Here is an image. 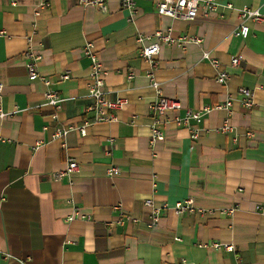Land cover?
Listing matches in <instances>:
<instances>
[{
    "label": "crops",
    "instance_id": "crops-1",
    "mask_svg": "<svg viewBox=\"0 0 264 264\" xmlns=\"http://www.w3.org/2000/svg\"><path fill=\"white\" fill-rule=\"evenodd\" d=\"M217 1L208 17L184 20L158 14L154 0H137L129 20L120 0H107L106 12L78 0H48L38 10V0H0V264H264V22L248 20L247 38L232 34L237 8L264 14V0ZM168 27L201 41L160 44L152 67L138 55L135 38ZM87 41L106 71L107 96L126 102L116 120L55 137L56 127L79 126L89 116ZM29 46L40 54L37 70L47 84L27 76ZM203 51L227 72L224 84ZM235 55L240 62L231 66ZM151 72L162 95L181 104L169 117L207 108L199 122L162 123L163 138L152 146ZM241 86L253 91L250 108L239 102ZM47 89L63 99L56 110L45 103ZM227 99V109L216 108ZM224 120L236 140L219 130ZM67 158L79 172L58 176ZM111 166L118 168L114 175L107 173ZM187 197L203 212L164 209L157 225L146 226L145 199L160 206ZM227 208L233 212L219 213ZM121 214L138 221L116 223Z\"/></svg>",
    "mask_w": 264,
    "mask_h": 264
},
{
    "label": "built area",
    "instance_id": "built-area-1",
    "mask_svg": "<svg viewBox=\"0 0 264 264\" xmlns=\"http://www.w3.org/2000/svg\"><path fill=\"white\" fill-rule=\"evenodd\" d=\"M136 1L137 0H120V6L122 9L129 11V20H131L135 15L136 10ZM156 12L160 15H166L175 19H184L190 20L194 19L198 13L202 17L206 18L210 14L216 12L219 2L217 0H154ZM49 4L48 0H38L37 10L43 7H46ZM78 4L81 6H92L99 12L107 11V0H78ZM226 8L231 9L233 6L230 3L225 4ZM237 13L239 17V24L233 29L232 34L237 37L247 38L250 32V27L246 23L248 20L256 23L264 22V14H261L258 9L250 8L248 6H242L237 8ZM2 31L0 30V34ZM153 36L156 38V41L151 42L147 45L142 44L144 38H149ZM30 41V37L28 38ZM138 46V55L150 62L151 66L155 65V57L159 53L160 44L164 45H175L176 47L183 48L187 42L199 43L201 39L196 36L191 35H181L175 34L172 27H168L165 30H155L152 35H143L138 34L135 38ZM83 53L89 58V71L87 79V90L88 96L91 98V103L87 105L84 109L86 118L83 119V123L79 126L68 125L56 127L54 129V136L61 137L66 134L70 129H76L80 132L81 135L85 134V127L93 122H110L117 119V112H119L126 99L123 97H115L113 99L109 98L105 91V82L104 77L106 71L102 68L101 61L94 50L92 42H85L83 46ZM203 59L208 60L212 66L216 68L215 79L217 82L224 84L228 78V74L225 70L220 69V64L218 60L212 58L207 51H203ZM240 55L231 56L230 65L236 66L240 62ZM25 65L27 68V76L29 80H43L46 84L48 83L47 78L40 76L37 70L38 62L40 60V54L35 52L30 46L24 52ZM69 73L65 71L60 74L61 79L68 78ZM133 78V73L128 72L125 76L126 81H130ZM150 85L155 91V99L150 104V109L153 113L152 122L150 125V139L149 142L151 146L155 143L156 140L163 138V133L161 130V124L165 121L173 120L177 125H189L190 120L199 122L204 112L207 111V108L203 110H193L186 108L183 116L181 117H169L168 112L177 110L181 108V104L176 99L167 98L162 95L159 82L154 78V75L151 73L148 74ZM3 85L0 83V93L2 91ZM239 102L245 108H250L253 105V91L246 87L238 88ZM45 103L52 106L55 110L60 107L62 102V97L55 89H47L43 93ZM231 105V99H227L224 103L217 104L216 108H228ZM4 116V112L0 106V117ZM191 136L195 138L197 136L196 130L190 127ZM222 132L231 133L232 138L236 140V133H234V127L228 123L227 120H224L223 126L219 128ZM252 133L250 131L246 132L247 136H250ZM38 143V142H37ZM79 172V164L73 158H67L64 169L58 172V176H69ZM118 172L116 166H111L107 173L109 175H114ZM144 205L148 209V221L146 226L153 227L158 224L161 213L164 209H170L174 214L181 215L184 213H194L196 211L203 212L202 209L197 208L194 205L192 198L187 197L182 200L174 202L172 205L162 204L160 206L156 205L151 198L144 200ZM114 209H118V205L113 206ZM233 208L220 209L219 213L221 214H231ZM75 215L79 216V212L75 210ZM73 218L72 215L68 216L66 219L70 221ZM125 221L137 222L138 218L130 215H123L119 217L116 223H123ZM213 247H222L227 251H232L233 246L231 244H223L219 242H213L211 244ZM9 254H6L8 257ZM239 264V263H236Z\"/></svg>",
    "mask_w": 264,
    "mask_h": 264
}]
</instances>
